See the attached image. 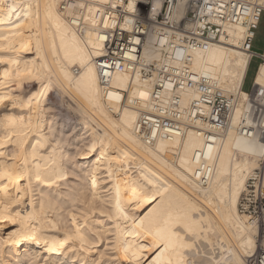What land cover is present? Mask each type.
<instances>
[{"label": "bare ground", "instance_id": "obj_1", "mask_svg": "<svg viewBox=\"0 0 264 264\" xmlns=\"http://www.w3.org/2000/svg\"><path fill=\"white\" fill-rule=\"evenodd\" d=\"M111 1L0 0V264H248L264 236L238 205L264 143L233 128L209 143L191 128L147 144L136 122L155 77L119 71L106 90L99 80L96 15ZM243 36L237 26L191 51L190 67L246 97ZM176 42L152 30L142 58L179 66ZM55 85L78 98L74 112ZM178 94L183 106L198 96ZM202 163L214 169L207 185Z\"/></svg>", "mask_w": 264, "mask_h": 264}, {"label": "built area", "instance_id": "obj_2", "mask_svg": "<svg viewBox=\"0 0 264 264\" xmlns=\"http://www.w3.org/2000/svg\"><path fill=\"white\" fill-rule=\"evenodd\" d=\"M102 6L96 15V29L103 50L95 63L104 90L114 87L112 78L119 71L155 77L152 100L138 107L136 122V132L147 144L160 137L182 135L191 128L209 143L221 141L231 128L264 143V87L252 82L246 97L239 92L229 94L207 73H196L189 65L191 51L224 40L237 26L243 27L241 47L249 52L250 65L254 59L260 60L258 65L264 62V49L258 52L253 48L264 14L261 0H112ZM152 30L177 36L174 54L181 65H171L164 58H142L145 39ZM187 88L195 89L198 96L183 106L178 91ZM166 90L171 95L164 102ZM213 171L201 164L197 177L201 185L209 183ZM238 206L264 236V158L247 179ZM247 259L248 264H264V248Z\"/></svg>", "mask_w": 264, "mask_h": 264}, {"label": "rangeland", "instance_id": "obj_3", "mask_svg": "<svg viewBox=\"0 0 264 264\" xmlns=\"http://www.w3.org/2000/svg\"><path fill=\"white\" fill-rule=\"evenodd\" d=\"M253 48H254V50H256L258 52H262L263 49H264V14H263L262 20L260 22L259 28L257 30V33H256V38L254 40ZM259 62H260L259 59H254L252 61L251 65L249 66V69H248V72H247V76H246V80H245V83H244V85H245L244 89L246 91L249 90L251 85H252V82H253V79H254V76H255V73H256L257 66H258ZM56 88H57V90H56ZM60 88H61V86H59V85L56 86L55 85L54 88H53L54 90L52 89L53 94L58 97V100H59V103H60L59 105H62L63 107L69 106L68 108L70 109V111L74 112L75 108L77 109V103H78L77 99L78 98H76L74 95H72V93H71V96L73 97V99H72V97H70V95L67 96L68 94H67V92L65 90H68V89H67L66 85H63L62 89H60ZM58 90H60V91H58ZM62 90H63L64 93L62 92ZM65 92H66V94H65ZM72 104H75L76 106L72 105ZM63 111H65V110L63 109ZM113 115H115V114H113ZM60 116H62V118L65 121V123L66 122H71V121L74 120L72 118H75L74 114H73V116L71 115V113L68 114V110L65 111V112H62V110H61V115ZM115 116L118 117L117 115H115ZM67 119H68V121H66ZM113 135L115 137H117V135L114 132H113Z\"/></svg>", "mask_w": 264, "mask_h": 264}]
</instances>
